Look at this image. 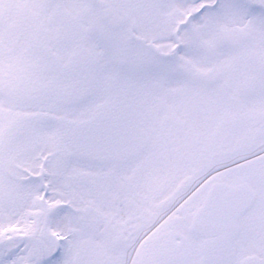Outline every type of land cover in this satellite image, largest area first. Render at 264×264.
Instances as JSON below:
<instances>
[{
	"label": "snow or ice",
	"instance_id": "snow-or-ice-1",
	"mask_svg": "<svg viewBox=\"0 0 264 264\" xmlns=\"http://www.w3.org/2000/svg\"><path fill=\"white\" fill-rule=\"evenodd\" d=\"M0 264H264V0H0Z\"/></svg>",
	"mask_w": 264,
	"mask_h": 264
}]
</instances>
